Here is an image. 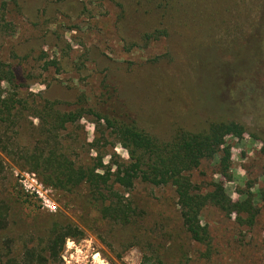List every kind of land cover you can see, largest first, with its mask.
<instances>
[{
  "label": "rangeland",
  "instance_id": "1",
  "mask_svg": "<svg viewBox=\"0 0 264 264\" xmlns=\"http://www.w3.org/2000/svg\"><path fill=\"white\" fill-rule=\"evenodd\" d=\"M261 2L0 0V66L13 74L10 83H0L1 102L14 106L0 119V264H29L30 258L31 264H264V146L246 134L225 139L229 179L218 174L217 157L185 174L195 193L220 183L244 209L231 216L213 207L200 212L208 248L183 227L169 186L136 181L124 192L110 184L107 191L118 192L133 211L123 226L93 211L85 188L58 192L27 164L53 154L76 169L113 173L112 163L128 162L115 135L89 114L54 130L52 120L42 119L48 102L61 113L119 114L167 140L171 120L198 94L208 107L253 128L254 112L230 91L246 81L240 75L249 66L253 102L264 97L257 70L263 60L256 57L264 34ZM108 91L119 110L98 108ZM55 227L76 228L84 237L66 239L52 260L47 245Z\"/></svg>",
  "mask_w": 264,
  "mask_h": 264
},
{
  "label": "trees",
  "instance_id": "2",
  "mask_svg": "<svg viewBox=\"0 0 264 264\" xmlns=\"http://www.w3.org/2000/svg\"><path fill=\"white\" fill-rule=\"evenodd\" d=\"M259 6L261 7L259 22H261L264 21V4L261 2ZM163 18H165L164 15ZM1 24L6 27L4 19H1ZM259 39L261 47L256 57L263 61L257 70L264 76L263 33ZM56 65L55 62L48 63V66L52 67H57ZM248 68L249 66L243 67L240 75L246 81L236 84L230 92L236 101L247 104L254 112L256 117L253 128L249 129L244 123L229 119L218 110L208 107L207 100L198 94L194 98L190 96L189 102L185 104L186 112L183 115L174 116L171 120L167 140L140 128L135 121H126L125 117L119 114V117L112 118L92 109L61 113L56 110L55 103L48 102L42 108L43 118H41L52 120L54 130L63 129L66 125L73 124L82 118V115L89 114L96 119L97 125L104 124V128L115 135L118 145L127 153L128 162L112 163L111 166L115 167L113 173L109 168L104 173H97L94 168L76 169L62 157L53 154L42 159L30 157L27 164L30 170L43 180L44 185L58 192L79 194L78 189L85 188L90 208L102 219L123 226L129 224L133 211L118 192L107 191L110 184L111 187L115 185L124 192L130 191L136 181L154 187L169 186L174 189L177 196L183 227L194 242L208 248L210 236L207 227L200 222V212L206 207H213L220 213L231 216L240 213L242 205L232 202L225 195L220 183L212 184V189L206 194L195 193L185 174L199 168L203 161H210L217 157L218 174L225 180L229 179L231 153L225 143L228 137L240 139L246 134L260 140L264 146V97L253 102L255 90L251 82H247L248 78L252 77L249 74L251 70ZM12 75L8 67L4 69L0 66V83H10ZM112 95L109 91L103 92L97 100L98 108L110 106L109 108L115 109L116 106L117 111ZM83 97L81 95L78 102H81ZM10 102V99L1 102L0 91V104L4 108L0 109V119L9 118L10 110L14 108ZM108 182H110L109 185L105 187ZM51 234L47 254L52 260L59 257L66 239L81 240L84 237L81 231L72 227H55ZM37 260L36 258V262ZM32 262L33 258H30L29 264Z\"/></svg>",
  "mask_w": 264,
  "mask_h": 264
},
{
  "label": "bare ground",
  "instance_id": "3",
  "mask_svg": "<svg viewBox=\"0 0 264 264\" xmlns=\"http://www.w3.org/2000/svg\"><path fill=\"white\" fill-rule=\"evenodd\" d=\"M95 261H98L99 263H101V262L99 261V259H98V256L95 258Z\"/></svg>",
  "mask_w": 264,
  "mask_h": 264
}]
</instances>
